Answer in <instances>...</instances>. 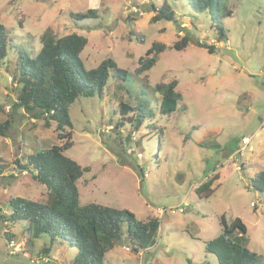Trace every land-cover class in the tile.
<instances>
[{
    "label": "rangeland",
    "instance_id": "obj_1",
    "mask_svg": "<svg viewBox=\"0 0 264 264\" xmlns=\"http://www.w3.org/2000/svg\"><path fill=\"white\" fill-rule=\"evenodd\" d=\"M151 1L160 5L163 0H0V23L13 45L32 53L46 29L56 36L83 34L88 41L80 57L87 69L111 57L129 72L124 92L79 96L69 106L73 144L64 154L91 169L76 182L79 204L96 202L126 208L140 220H160L151 248L134 252L121 239L103 264H218L204 241L220 233L221 215L228 221L239 217L247 228L248 248L264 256V192L251 186V177L264 169V0H223L230 16L222 7L194 12L185 0H167L177 24L151 23ZM89 8L97 18L76 21L70 15ZM185 33L191 39L187 46L172 48ZM195 41L214 45V51ZM152 42L164 44V51L148 71L131 75ZM7 58L15 60L16 48L7 50ZM171 80L177 81L182 99L169 115L160 114L153 85ZM127 91L150 93L155 113L131 135V123L120 119L112 99ZM18 92L19 84L1 65L0 121L11 120V125L0 136V201L2 194L42 201L45 186L18 170L15 160L59 141L54 123L44 127L13 108ZM120 121L123 125L116 128ZM153 122L162 133L153 130ZM214 174L218 187L199 198L196 187ZM26 229L25 220L0 222V264H43L38 257L45 246L50 247L46 264L73 259L76 249L66 241L51 242L43 234L31 242ZM4 232L21 251L9 253Z\"/></svg>",
    "mask_w": 264,
    "mask_h": 264
},
{
    "label": "trees",
    "instance_id": "obj_2",
    "mask_svg": "<svg viewBox=\"0 0 264 264\" xmlns=\"http://www.w3.org/2000/svg\"><path fill=\"white\" fill-rule=\"evenodd\" d=\"M185 1L194 12L211 13L213 8L222 7L225 16L232 14L230 9L222 5L223 0ZM150 9L153 12L151 23L159 20L173 21L176 24L180 22L167 0H163L160 5L151 1ZM70 15L76 21L98 17L96 10L92 8ZM212 18L217 20L216 14H212ZM215 26L220 31V36L224 37L223 26ZM136 39L142 41L139 36ZM40 40L41 46L35 53L18 48L11 42L6 27L0 23V66L6 64L7 72L19 84L13 108L22 109L35 120H41L44 127H50L54 123L59 141L15 160L18 170L29 173L34 181L45 186L47 196L41 201L2 194L0 222L25 220L28 241L31 242L33 238L43 234L48 235L51 242L66 241L76 249L68 264H103L105 254L121 239L128 242L134 252L148 250L155 242L159 218L140 220L126 208L96 202L80 205L76 182L91 169L64 154L73 144V122L69 116V106L79 96H102L104 90L108 93L124 92L129 72L119 67L111 57H106L96 67L87 69L80 57L88 41L83 34L72 32L56 36L50 29H46ZM189 41L191 39L185 33L180 40L174 42L172 48L183 49ZM195 43L206 48L209 53L214 51V45L200 41ZM165 47L160 42H152L145 54L139 57V65L131 75L148 71ZM13 48H16L14 61L7 58V50ZM109 77L111 80L108 83ZM176 85V80L153 85V91L160 95V114L169 115L176 110L182 99ZM127 93L124 97L114 95L112 99H116L119 113L123 116L120 119L131 123L132 129L127 133L131 135V131L137 130L144 121H150L155 113L151 108L150 93ZM10 125L11 120L0 121V136H6ZM119 125L122 126L123 123L116 122L114 126L117 128ZM151 127L162 133V128L155 122ZM217 180L218 174H214L202 182L195 189L197 196H210L218 187ZM251 186L264 192V169L251 177ZM1 203L6 204L9 213H5ZM219 224L220 233L204 241L205 251L214 254L218 264H264V256L248 248L247 228L239 217L228 221L221 215ZM3 236L7 243L12 240L7 232ZM49 252V246L42 249V255L48 256Z\"/></svg>",
    "mask_w": 264,
    "mask_h": 264
},
{
    "label": "built area",
    "instance_id": "obj_3",
    "mask_svg": "<svg viewBox=\"0 0 264 264\" xmlns=\"http://www.w3.org/2000/svg\"><path fill=\"white\" fill-rule=\"evenodd\" d=\"M249 137H244V142L245 143H248L249 142ZM179 211H183V209L180 207L179 209H178ZM170 211L172 212V213H174L175 212V209H170ZM162 212H164V210H161V213ZM8 247L10 248V250H9V253L10 254H15V253H17L18 251H21L20 250V248L19 247H17V244H15L14 242H13V240H10L9 242H8ZM125 249L126 250H129V247H125ZM38 259H40V260H42L43 262H47V257L45 256V255H42V254H40L39 255V257H38ZM31 261H36L37 262V259H32L31 258Z\"/></svg>",
    "mask_w": 264,
    "mask_h": 264
},
{
    "label": "crops",
    "instance_id": "obj_4",
    "mask_svg": "<svg viewBox=\"0 0 264 264\" xmlns=\"http://www.w3.org/2000/svg\"><path fill=\"white\" fill-rule=\"evenodd\" d=\"M49 254H50V252H49ZM49 254H48V256H46L48 259H50V258H49ZM46 263H47V262H43V264H46Z\"/></svg>",
    "mask_w": 264,
    "mask_h": 264
}]
</instances>
